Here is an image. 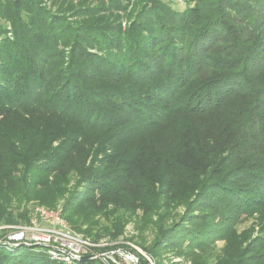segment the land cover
I'll return each mask as SVG.
<instances>
[{
	"label": "trees",
	"instance_id": "trees-1",
	"mask_svg": "<svg viewBox=\"0 0 264 264\" xmlns=\"http://www.w3.org/2000/svg\"><path fill=\"white\" fill-rule=\"evenodd\" d=\"M183 3L0 0V227L76 176L62 214L93 241L135 217L160 231L140 247L156 264L217 240L219 264H264V237L252 256L237 232L255 215L264 232V0ZM177 207L202 222L166 226ZM17 249L0 246V264H57Z\"/></svg>",
	"mask_w": 264,
	"mask_h": 264
},
{
	"label": "rangeland",
	"instance_id": "rangeland-1",
	"mask_svg": "<svg viewBox=\"0 0 264 264\" xmlns=\"http://www.w3.org/2000/svg\"><path fill=\"white\" fill-rule=\"evenodd\" d=\"M53 1L58 0H45L46 5L53 7ZM77 1V0H75ZM168 1V0H167ZM169 2L172 4V6L177 10H184L185 4L183 3V0H169ZM55 9V8H54ZM123 27H126V21L123 23ZM69 184L67 186H64L63 188L66 189L65 195L55 201L54 204L51 206L43 205L39 201L33 200L26 204H23L21 207L22 210L26 209L27 211V217L28 221L25 223L20 222L17 225H7L5 226V229L8 230L11 226H28L32 220V214L34 209L36 208H42L46 209L48 211H53L56 213H59L60 216L65 220L63 217L62 211L66 205L67 200L72 197V194L76 191V188L82 189L86 184H80L79 179L76 176H70L69 177ZM47 207H52L53 209H49ZM17 211V210H16ZM163 214H165V211H162ZM138 215L140 217L143 216L142 212H138ZM194 217H201L200 213L195 212L193 214ZM101 222L103 225H110V222H107L106 220H103L102 218ZM157 220V219H155ZM69 227V231L77 236H86L85 229L87 226H78V228L73 227L71 224H69L66 220ZM166 226H170L171 224H179L184 225V227H188L193 223H201L202 221H191L190 216H187L186 210L183 207H177L172 211L171 218L168 216L166 219ZM190 227V226H189ZM188 227V228H189ZM4 227H0V230H3ZM4 229V230H5ZM261 222H260V216L255 215L251 218H247L244 220L241 224L237 227L238 234H242L244 232H248L250 234L249 240L251 241L250 246H252L251 251L252 256L257 255L260 253L259 248L257 247V242L254 244L255 241H258L262 237H264V232L262 230ZM159 230L154 228L153 226H147L139 222V219L132 218L130 222L124 227L122 231V235L118 236L116 240H113L109 237H104L102 239H99L98 241H106V242H117V246H120V248H123L125 250L135 249L137 250L141 255H143L150 264H156V262L153 260L149 254L141 249L140 247H148L149 249L153 247L155 241L157 240V237L159 236ZM97 242V241H96ZM226 241L225 240H217L215 243V247L211 248H205L200 250H194L193 253H190L188 255H184L185 251L187 249H184L182 253H180V248H171L167 250H157V257H158V264H219V259L225 260V253L224 249L226 247ZM139 246V247H138ZM242 247L245 248V244H242ZM242 247L240 248L242 250ZM18 249L12 250V252L17 251ZM131 251V250H130ZM245 254L246 251L244 252ZM226 261V260H225ZM96 263V261H91ZM56 263V262H55Z\"/></svg>",
	"mask_w": 264,
	"mask_h": 264
},
{
	"label": "built area",
	"instance_id": "built-area-1",
	"mask_svg": "<svg viewBox=\"0 0 264 264\" xmlns=\"http://www.w3.org/2000/svg\"><path fill=\"white\" fill-rule=\"evenodd\" d=\"M0 246L7 250L24 247H42L50 260L57 264H79L82 257L92 256L96 264H138L137 256L117 246V242L93 241L77 236L59 213L36 208L28 226H11ZM90 261V262H91ZM82 264V263H81Z\"/></svg>",
	"mask_w": 264,
	"mask_h": 264
},
{
	"label": "water",
	"instance_id": "water-1",
	"mask_svg": "<svg viewBox=\"0 0 264 264\" xmlns=\"http://www.w3.org/2000/svg\"><path fill=\"white\" fill-rule=\"evenodd\" d=\"M34 247H38V246H34ZM91 260H92V256H87V257H82L80 259V262L83 264V263L90 262Z\"/></svg>",
	"mask_w": 264,
	"mask_h": 264
}]
</instances>
